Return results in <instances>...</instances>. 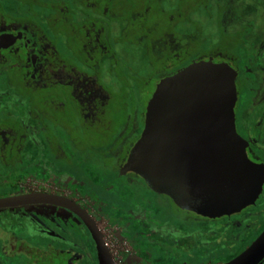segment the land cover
<instances>
[{
  "label": "flooded vegetation",
  "instance_id": "1",
  "mask_svg": "<svg viewBox=\"0 0 264 264\" xmlns=\"http://www.w3.org/2000/svg\"><path fill=\"white\" fill-rule=\"evenodd\" d=\"M127 1L0 0V199L45 195L69 208L0 207V264H234L264 232V184L253 204L214 216L194 195L177 202L122 172L158 84L209 60L236 72V130L264 168V0H191L179 21L152 20L165 13L155 0ZM198 15L201 36L184 44L173 25L195 27ZM143 39L148 65L122 67ZM183 51L191 58L168 70ZM158 75L142 112L134 85ZM79 125L101 137L99 153L75 137Z\"/></svg>",
  "mask_w": 264,
  "mask_h": 264
},
{
  "label": "water",
  "instance_id": "2",
  "mask_svg": "<svg viewBox=\"0 0 264 264\" xmlns=\"http://www.w3.org/2000/svg\"><path fill=\"white\" fill-rule=\"evenodd\" d=\"M7 38H0V47ZM236 76L228 64L209 60L162 80L148 103L142 136L122 172L142 176L156 192L177 202L183 192L194 195L209 215L253 204L264 184V168L248 158L247 144L236 130ZM43 197L0 199V207L45 203L68 208L51 196ZM263 256L264 232L234 264H255Z\"/></svg>",
  "mask_w": 264,
  "mask_h": 264
},
{
  "label": "rangeland",
  "instance_id": "3",
  "mask_svg": "<svg viewBox=\"0 0 264 264\" xmlns=\"http://www.w3.org/2000/svg\"><path fill=\"white\" fill-rule=\"evenodd\" d=\"M163 1L164 2H162L161 0H155V3L153 2L154 6H155V11L156 10L157 11H164L165 13H161L162 15L160 17H156V16L152 15V20L159 21L162 19L166 20V19H172V18L178 17L177 21H179L180 17L183 19L185 16H188L190 14L191 10L195 7V2H192L191 0H163ZM184 1H187V2H184ZM242 1H244V0H238L239 3H241ZM138 2H139V0H128L127 4H125V5L129 6V7H133ZM150 23H152V22L150 21ZM195 23H196V25H194L195 27H186V28H184L182 26V24H183L182 22H176L173 25L174 31H176L178 33L179 37L182 39L184 44H185V40L188 38L189 39H196V38H199L201 36V34L198 32L197 27H196L199 24H202V26H203L202 20L200 19V15L197 16ZM210 25H211V22L206 20L204 23V28L207 31H209L208 28L210 27ZM219 35H221V34H219ZM149 45H152V40L149 41L147 39H143L142 41H139V44L129 46L128 49L131 52L129 54L123 55V66L122 67H125L127 65H132V63L136 67H139V64H142V63H143V65H148V59H147L146 54H147V51L149 50ZM188 51H190V50L188 49ZM183 53H186L187 59L182 61L180 59L181 58L180 57L179 59L176 60L177 64L174 66H171L168 70L179 68V67L185 65V63H187V61L191 58V57H189L190 52H184L183 51ZM192 54H193V52H192ZM179 56L180 55H178L177 57H179ZM158 61H160V60H158ZM103 64H104V62H103ZM168 72H171V71H166V73H168ZM162 75H164V74H162ZM162 75H158L157 77H154V78L153 77L141 78V82L138 83V85H134V88L136 90L135 99H136V103H137L138 107L140 108V111L143 112V110L146 108V105H147V102L150 98V94L152 92L154 84H156V82L158 81V79ZM117 96L118 97H114L113 106H116V104L120 100L121 94L119 91H117ZM123 99H124V97L122 96V100ZM128 99H130V98H128ZM128 104L131 106L134 105L132 103L131 99L129 100ZM129 109H131V107ZM67 111H68L69 117L71 119V123L72 124L79 123L77 121L78 119H77V116H76V113L74 111L72 104L68 105ZM72 131H73V134L75 135V137L80 138L79 140L85 141V143L87 144L88 147H90L92 145L93 149H91V151H93L95 153L96 152L99 153L100 150L95 149V147L98 146L97 143H99V141H100V138H101L100 136L95 135L90 131L84 130L83 128H81L80 125L78 127L74 128ZM132 136L134 139L135 133H133ZM62 138H63V135L61 133L60 139H62ZM65 140H66V137H65ZM108 163H109V166L112 165L111 162L108 161ZM89 176H90V174H89ZM92 182H93V180H92Z\"/></svg>",
  "mask_w": 264,
  "mask_h": 264
},
{
  "label": "trees",
  "instance_id": "4",
  "mask_svg": "<svg viewBox=\"0 0 264 264\" xmlns=\"http://www.w3.org/2000/svg\"><path fill=\"white\" fill-rule=\"evenodd\" d=\"M19 1V0H18Z\"/></svg>",
  "mask_w": 264,
  "mask_h": 264
}]
</instances>
